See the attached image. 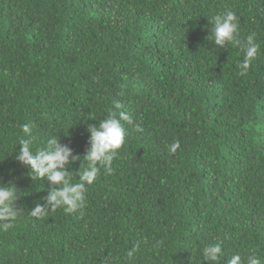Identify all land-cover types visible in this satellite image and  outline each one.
<instances>
[{
  "label": "trees",
  "instance_id": "16d2710c",
  "mask_svg": "<svg viewBox=\"0 0 264 264\" xmlns=\"http://www.w3.org/2000/svg\"><path fill=\"white\" fill-rule=\"evenodd\" d=\"M226 10L260 45L244 75L241 49L211 39ZM121 112L111 172L53 209L62 182L34 176L19 141L69 147L76 183L89 126ZM0 184L16 189L0 264H213L217 242L218 264H264V0H0Z\"/></svg>",
  "mask_w": 264,
  "mask_h": 264
},
{
  "label": "clouds",
  "instance_id": "9594fccd",
  "mask_svg": "<svg viewBox=\"0 0 264 264\" xmlns=\"http://www.w3.org/2000/svg\"><path fill=\"white\" fill-rule=\"evenodd\" d=\"M213 25L212 37L215 45L224 46L231 43L234 47H239L243 53V60L238 65L240 75L247 73L252 61L256 57L260 45L256 43V33H251L246 37L245 41L239 39V21L236 14L231 10L216 14L210 19ZM119 107V106H117ZM121 120L131 122V117L121 112L119 118L115 113L109 114L106 119L100 122L99 126H89L90 132V148L84 156L87 166L80 172V180L76 183H69L66 176L68 173L63 170L64 165L68 162L72 150L67 146H60L56 138L48 141L47 148L39 151L37 155H33L30 149L29 140L22 138L20 153L18 160L30 166L34 176L47 177L53 183L62 182V186L54 190L48 196V202L53 209L63 206L67 213H72L78 208L83 207V201L86 193V186L91 185L97 177L99 168L97 164L107 168L111 172V162L116 156L117 150L125 142V129ZM24 134H28L31 128L28 124L22 126ZM179 147V143L171 146V151L175 152ZM75 158V157H74ZM16 198V189L12 185L0 184V221L8 220L16 217L12 205ZM44 214V209L37 206L33 212V216ZM3 229L12 227V223H4ZM203 257L213 264H218L223 257L222 244L217 242L210 244L203 249ZM131 256V253H128ZM227 264H245L241 255L234 254ZM246 264H261V260L255 254L247 257Z\"/></svg>",
  "mask_w": 264,
  "mask_h": 264
}]
</instances>
